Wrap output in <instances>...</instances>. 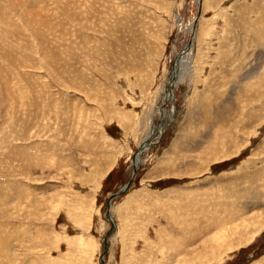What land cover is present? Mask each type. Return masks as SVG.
<instances>
[{
    "label": "rangeland",
    "instance_id": "1",
    "mask_svg": "<svg viewBox=\"0 0 264 264\" xmlns=\"http://www.w3.org/2000/svg\"><path fill=\"white\" fill-rule=\"evenodd\" d=\"M135 156L105 264H264V0H0V264H99Z\"/></svg>",
    "mask_w": 264,
    "mask_h": 264
},
{
    "label": "bare ground",
    "instance_id": "2",
    "mask_svg": "<svg viewBox=\"0 0 264 264\" xmlns=\"http://www.w3.org/2000/svg\"><path fill=\"white\" fill-rule=\"evenodd\" d=\"M181 58V57H180ZM176 67V66H175ZM178 70V69H177ZM173 73V72H172ZM173 77L171 78V81L173 82V86H175V84L177 83V78L175 77V75H172ZM261 78V77H260ZM173 88V87H172ZM167 94H166V96H165V98L166 97H172L174 94L171 92V90H169V91H167L166 92ZM168 95V96H167ZM173 100H171V105H170V108H169V112H168V119L167 120H165L159 127H157L156 129H150V132L148 133V136H147V138H145L144 139V142H143V144H142V146H141V151L142 150H145L147 147H148V145L154 140V139H151L150 137H156V135H158L159 137L161 136V134H162V132L164 131V129H165V127L166 126H168V124H169V120L171 119V117H172V113H174V109H173ZM18 150H19V148H17ZM18 156V153H16V155H13L11 158H16ZM8 157V156H7ZM10 157V156H9ZM136 157V156H135ZM134 157V159H133V161L135 160V162L137 163L140 159V157L139 156H137L136 158ZM28 157L26 156V157H24V160L28 163V165L29 166H32L33 164H34V160L33 159H30V160H28L27 159ZM134 163V162H133ZM129 186H130V184H129ZM128 189V188H127ZM61 199V198H60ZM214 220V219H213ZM182 223V222H181ZM208 225H207V228H208V226L209 227H211V226H216L217 225V222L214 224L213 223V221H211V222H208L207 223ZM212 224H214V225H212ZM205 227V226H204ZM237 228H238V226H237ZM210 229V228H209ZM208 230V229H207ZM207 243V242H206ZM210 243V242H209ZM212 243V242H211ZM219 243V242H218ZM203 246H206V244H203ZM202 246V247H203Z\"/></svg>",
    "mask_w": 264,
    "mask_h": 264
},
{
    "label": "water",
    "instance_id": "3",
    "mask_svg": "<svg viewBox=\"0 0 264 264\" xmlns=\"http://www.w3.org/2000/svg\"><path fill=\"white\" fill-rule=\"evenodd\" d=\"M138 150H139V148H138ZM133 160V159H132ZM135 168H136V162L135 163H133V166H132V168H131V172H130V174H129V178H128V180H126L125 182H123L122 184H121V186H119V188L115 191V192H113L109 197H108V199L106 200V203H105V209H104V216H105V218L109 221V224H110V226H109V228H108V230L102 235V248H101V251H100V253H99V257H98V261H99V264H105L104 263V261H103V253H104V251L106 250V248H107V243H106V237H107V235L113 230V228H114V222H113V220H112V218H111V216H110V214H109V212H108V205H109V200H110V198L112 197V196H114V195H116L118 192H121V191H123V190H125V189H127V187L129 186V183H130V180H131V177H132V174H133V172H134V170H135Z\"/></svg>",
    "mask_w": 264,
    "mask_h": 264
}]
</instances>
